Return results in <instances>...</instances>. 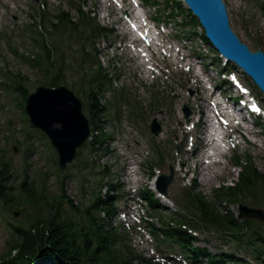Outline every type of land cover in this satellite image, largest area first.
Masks as SVG:
<instances>
[{
	"label": "trees",
	"instance_id": "16d2710c",
	"mask_svg": "<svg viewBox=\"0 0 264 264\" xmlns=\"http://www.w3.org/2000/svg\"><path fill=\"white\" fill-rule=\"evenodd\" d=\"M57 17L61 24L72 20L71 15L63 11L59 12ZM53 42L50 48H45L43 54L31 62H34L33 65L39 67L44 71L43 74L49 77L46 83L50 85L67 84L69 74L66 60L62 55L58 58L59 62L53 59L54 53L61 51L60 46ZM53 63L56 66L55 72L49 69V65ZM78 67L87 72V77L90 76L81 82V88L86 95H89V109L95 114L97 123L104 111V106L97 99L100 80L103 76L100 70L93 72L92 68L85 69L84 60ZM97 127L100 135L97 138L99 143L103 140L104 134L99 124ZM12 177L9 164L1 162L0 203L6 210L13 205H30L37 208L39 214L29 218L28 223L15 229L17 241L11 247L10 252L0 258V264H36L39 258L42 259L41 264L48 260H52L51 264L115 263V260L111 258L112 233L105 228L106 224L99 217L98 208L101 204L98 200L92 207L74 206L73 202L66 198L62 189L61 194L50 196L45 187H40L35 180L28 179V177H25L20 184V192L15 194L11 184ZM241 179L250 187L253 185L251 181H257L259 176L256 170L249 167L246 172L242 173ZM222 192L223 198L227 201L235 197L230 188L223 189ZM211 216L215 217V214ZM13 251L16 252L14 255Z\"/></svg>",
	"mask_w": 264,
	"mask_h": 264
},
{
	"label": "rangeland",
	"instance_id": "374dc122",
	"mask_svg": "<svg viewBox=\"0 0 264 264\" xmlns=\"http://www.w3.org/2000/svg\"><path fill=\"white\" fill-rule=\"evenodd\" d=\"M86 1L90 8L99 5V14L100 12H103V6L98 0V4L93 2V0ZM225 2L231 13L232 26L242 40L251 48H254V44L251 40H248L240 27V11L243 13L246 20H248V25L255 29V32L251 28L250 31L256 34L255 39L257 41L261 40L264 50V36H262V31L264 34V25H262V20H259L260 15L253 8V5H249L242 0H225ZM9 44L18 48V55L10 50ZM34 46L35 45H33L30 52L27 51L26 48L30 47V41L25 36L19 37V33L17 32L9 33L8 40L2 38L0 41V82L3 84L0 87V160L1 158L7 160L11 164V167L14 168L15 186H18L26 171H29L33 175L35 174L40 180H44L47 183L48 192L56 193L58 191V182L56 179L55 164L51 162L53 153L46 152V148L41 145L38 139H34L33 137L27 138L28 133L33 130L27 122V116L23 107L24 102L21 99L22 96H19L18 90L15 88L12 81L15 76L23 78V81L21 80L20 83L25 87V90H27L29 94L35 92L37 87L40 86L42 79L38 70L27 65L22 59V56H27L29 54L33 55L32 52L35 51ZM108 52L112 55L111 47L108 49ZM9 83L12 84L13 88L9 87ZM31 144H34L36 148H39L40 157L35 153L28 157L26 148L30 147ZM14 147L17 148V152H14ZM263 152L264 149L262 150V155ZM107 162L108 157L106 159L102 157V159L100 158L99 160V163L101 164H106ZM259 167L264 171V162L262 166ZM69 172H71V170ZM229 172H231V174H223V177L218 181L214 179L210 182H206L205 180L201 181L200 179L199 181L197 180L200 186V191L210 195V191L220 184H234L238 178V171L231 168ZM72 173L74 176H77L75 171H72ZM86 175L91 183L89 171L86 172ZM64 186L68 198L75 202L80 201V185L75 178L72 180L67 179ZM18 211L19 210H16L15 212ZM21 212H23V214L16 219L14 218L13 213H7L0 206V257L6 256L10 251L12 244L16 241L13 226L23 223L26 218L24 209H22ZM218 243L219 242H215L214 244L217 245Z\"/></svg>",
	"mask_w": 264,
	"mask_h": 264
},
{
	"label": "water",
	"instance_id": "95a60500",
	"mask_svg": "<svg viewBox=\"0 0 264 264\" xmlns=\"http://www.w3.org/2000/svg\"><path fill=\"white\" fill-rule=\"evenodd\" d=\"M27 103V112L34 126L42 128L56 140L60 163L65 169L66 163L73 158L75 148L89 133L88 129L85 130L87 124L81 115L80 100L65 87L58 90L43 87L31 95Z\"/></svg>",
	"mask_w": 264,
	"mask_h": 264
}]
</instances>
